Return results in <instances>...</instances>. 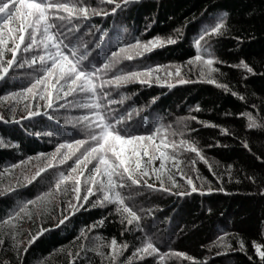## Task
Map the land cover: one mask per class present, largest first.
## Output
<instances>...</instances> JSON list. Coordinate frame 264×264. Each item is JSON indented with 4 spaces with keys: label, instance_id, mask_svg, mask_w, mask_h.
<instances>
[{
    "label": "trees",
    "instance_id": "trees-1",
    "mask_svg": "<svg viewBox=\"0 0 264 264\" xmlns=\"http://www.w3.org/2000/svg\"><path fill=\"white\" fill-rule=\"evenodd\" d=\"M90 2L95 6L97 0ZM103 7L107 10L111 6ZM220 12L228 14L226 23L229 30L223 36L213 38L214 54L228 64H234L243 58L254 68L255 74H246V79H241L243 69L217 64L215 66L223 73L218 79L221 83H227L232 90L243 94L244 101L232 96L230 92L202 82L198 71H189L188 67H184L185 62L195 55L194 39L210 23L209 17ZM86 23L89 27L95 25L92 28L93 33L100 30L105 36L101 42L104 50L100 55L101 60L105 52L113 50L119 43L132 42L134 37L147 40L156 35H176L172 30L181 29V38L176 44L165 45L146 53L145 57L121 63L125 69L164 65L166 67L159 73L162 79H168V71H175L172 65H181L183 78L189 80V83L177 84L176 80L170 79L173 86L168 87L166 84H156L154 75L151 86L132 83L118 91L131 94V103L134 106H145L140 114L145 118L140 131L151 129L157 120L164 125H170L168 139L177 142L181 138L195 140L203 155L212 163L216 175L197 159L195 167L202 179H198L197 172H191L188 167L184 171L193 177L194 185L201 191L191 193L189 190L190 194L177 196L161 190L140 188L137 189L139 194L135 203L152 209L151 217L145 219L144 214H141L142 223L149 225L150 231L156 233L153 240L160 236L162 241H167L166 245H159L162 253L167 252L170 247L195 256L206 264H260L259 257L251 247V241L257 240L264 244V237L260 234L264 231V191L261 190L264 188V162L255 158H264V130L246 131V117H238L236 114L252 112L253 115L258 113L264 116V0H132L117 13L92 16ZM82 36L89 44L98 38L87 34V30ZM236 37H240V40ZM90 46L94 48L91 44ZM31 71L27 65L24 68H15L12 75L0 80V115L4 117L0 120V172L10 164H18L28 157H34L36 153L52 152L56 143L62 139L83 138L78 128L64 123L65 117L79 116L82 110L68 109L67 106L64 109L57 108V104L63 103V100L54 103L53 108L45 109V101L20 93L19 90L29 83L27 73ZM9 92L17 95L15 98L8 97ZM113 95L115 97V93ZM25 96L34 105H40V114L21 120V116L27 115L24 111L27 102ZM191 116H196L199 121L227 128L235 135H224L219 127H205L188 119ZM177 121L186 122L195 131L184 130L183 136L171 135L172 130L181 131ZM242 139L248 141L251 152L243 147ZM194 157V153L181 150L182 163ZM36 163L35 160L28 161L16 169H10L8 175L0 177V188L7 187L10 182L15 188L12 193L0 195V217H6L20 200L32 199L39 192L46 191L49 181L57 175V171L50 169L47 175L42 174V180L37 178V181L25 184L21 177L17 184L21 170L25 173L31 171ZM154 164L159 165L158 159ZM229 164L233 165L230 176L226 172ZM166 167L171 168L172 162H168ZM57 169L67 174L65 165H59ZM246 175H254L256 183L246 179ZM176 180L183 183L179 176ZM209 187L211 192L207 191ZM220 188L223 191L217 190ZM184 190L183 187L173 188L172 193ZM122 194L128 195L127 190ZM70 198L69 196L68 199ZM63 199L65 198L57 197V201ZM113 207H91L84 203L64 225L45 232L26 252H21L19 258L15 251L9 250L6 237L5 246L0 247V264H68L66 250L71 248L74 254L78 250L77 237L80 230L102 216L104 223L93 229V233L104 241L115 237L118 243L127 242L130 248L125 250L124 256L131 255V246L137 243L134 237L139 233L124 231L122 236L123 226L119 217L110 215ZM60 218L58 208H49L47 214L42 212L39 220L35 216L32 220L25 217L18 222L17 239L24 240L30 231L34 233L38 227L47 229L53 223H58ZM157 229L160 231L157 232ZM223 232L230 234L226 239L237 250L225 252L211 247V242ZM234 237L243 238L245 251L238 250ZM103 250L107 251V248ZM217 251L222 254L216 255ZM74 264H101V258L93 251H82ZM133 264H159V261L146 257L133 261ZM164 264L190 262L166 257Z\"/></svg>",
    "mask_w": 264,
    "mask_h": 264
},
{
    "label": "snow or ice",
    "instance_id": "snow-or-ice-1",
    "mask_svg": "<svg viewBox=\"0 0 264 264\" xmlns=\"http://www.w3.org/2000/svg\"><path fill=\"white\" fill-rule=\"evenodd\" d=\"M131 2L132 0H97L94 6L90 0H0V80L12 75L15 68H24L27 65L32 71L27 73L29 83L19 90L21 94H29L33 99L45 101V109H51L54 103L63 100V103L57 104V108L64 109L67 106L68 109L82 110L79 116L65 117L64 123L78 128L83 138L62 139L56 143L52 152L36 153L34 157H28L18 164H10L0 172V177L8 175L10 169L35 160L37 163L34 171L28 174L22 169L16 181L18 184L22 177L25 184H31L37 181V178L44 179L48 170L57 171V175L49 181L46 191L39 192L32 199L20 200L6 217H0V247L5 246L7 237L9 250L15 251L18 258L21 252H26L45 232L64 225L70 216L87 203L91 207L114 206L110 215L119 217L123 226L121 235L123 236L124 231L137 232L139 235L134 237L137 243L131 246V255L125 257V250L130 248L127 242L118 243L115 237L104 241L102 237L95 235L93 229L104 223L102 216L98 221L80 230L77 237L78 250L75 254L71 248L66 250L68 264H74L82 251H93L101 258V264H133V261L146 257L158 260L159 264H164L166 257H176L189 261L190 264H206L195 256L170 247L167 252L162 253L159 245H166L167 241H162L160 236L153 240L152 237L156 233L150 231L149 225L142 223L141 214H144L145 219L151 217L152 209L135 203L139 194L137 189L140 188L161 190L177 196L201 191L194 185L193 177L184 171V168L188 167L191 172H197V159L207 165L213 175L216 173L195 140L181 138L177 142L168 139L170 125H164L157 120L151 129L140 131L145 119L140 114L145 106H134L131 103V94L118 91L132 83L151 86L154 75L156 84L173 86L170 79H162L159 75L161 69L166 67L164 65L125 69L121 62H131L145 57L146 53L154 49L176 44L181 38L180 28L172 30L176 35H156L147 40L134 37L132 42L119 43L113 50L105 52L103 59H100L101 52L104 51L101 42L105 36L100 30L93 33L92 28L95 25L89 27L86 22L92 16L115 14ZM105 5L111 7L105 10ZM227 15L226 12H220L209 17L210 23L201 29L193 41L195 55L185 62L184 67H188L189 71H198L202 82L230 92L232 96L244 101L243 94L219 81L218 77L223 73L215 66L220 64L243 69L241 79H246V74H255L254 68L243 58L234 64H228L214 54L213 38L221 37L229 30ZM85 30L87 34L98 37L90 42L94 48L84 41L82 33H85ZM236 39L239 41L240 37ZM171 67L175 68V72L168 71L169 78L174 75L177 84L190 82L183 78L181 65ZM7 95L15 98L17 93L9 92ZM24 99L27 101L24 105L27 115L21 116V120L40 114L39 104L34 105L27 96ZM12 111H15V106ZM45 115L48 113L45 112ZM236 115L246 117V131L264 130V116L258 113L253 115L252 112H240ZM3 119V115H0V120ZM188 119L205 127H219L224 135H235L227 128L199 121L196 116ZM177 124L180 125L181 131L172 130L173 136H183L184 130L195 131L186 122L177 121ZM241 143L251 152L247 140L242 139ZM181 150L194 153L195 157L182 163ZM255 158L264 162V158L260 156ZM157 159L159 165L155 166L154 161ZM69 161L72 163L68 164ZM168 162H172L171 168L166 167ZM59 165L67 167V174L58 171ZM232 167L231 164L226 166L229 176ZM177 176L183 181L182 184L176 180ZM197 178L202 179L198 172ZM245 178L256 183L254 175H246ZM181 187L185 190L172 193L173 188ZM125 190L128 195L122 194ZM217 190L223 191V188ZM261 190L264 191V188ZM14 191L15 188L10 182L7 187L0 188V195ZM207 191L211 192V187ZM57 197L65 199L57 201ZM90 197L93 199L90 200ZM49 208L60 210L61 218L58 223H53L47 229L38 227L34 233L30 231L24 240L17 239L19 221L25 217L32 220L33 216L39 220L41 213L47 214ZM159 231L157 229V232ZM89 233L93 234L90 236ZM260 234L264 237V231ZM229 235L228 232H223L211 242V247L225 252L237 250L226 239ZM234 239L238 250L245 251L243 238ZM251 247L259 257L260 264H264V244L252 240ZM104 248H107V251H104ZM220 254L221 251L216 252V255Z\"/></svg>",
    "mask_w": 264,
    "mask_h": 264
},
{
    "label": "rangeland",
    "instance_id": "rangeland-1",
    "mask_svg": "<svg viewBox=\"0 0 264 264\" xmlns=\"http://www.w3.org/2000/svg\"><path fill=\"white\" fill-rule=\"evenodd\" d=\"M175 71H173L174 73ZM168 79H172V80H176V77L173 75L171 78H169L168 76H166ZM31 171H34V168L31 170ZM31 171H27L26 173L30 174ZM21 174V172H20Z\"/></svg>",
    "mask_w": 264,
    "mask_h": 264
}]
</instances>
